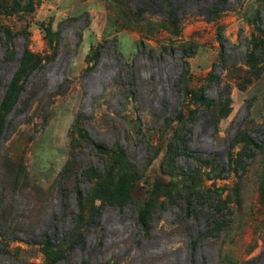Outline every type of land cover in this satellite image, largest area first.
<instances>
[{
    "label": "rangeland",
    "instance_id": "rangeland-1",
    "mask_svg": "<svg viewBox=\"0 0 264 264\" xmlns=\"http://www.w3.org/2000/svg\"><path fill=\"white\" fill-rule=\"evenodd\" d=\"M171 3L177 35L165 0H0V99L25 49L44 57L26 85L35 87L29 106L8 114L2 151L20 166L24 195L14 207L25 217H17V238L6 239L0 264H43L46 249L35 242L54 235L55 224L58 236H71L74 187L81 208L96 212L122 185L121 173L134 171L138 178L116 199L123 208L103 205L85 246L60 264H264V0ZM180 48L192 50L193 99L178 84ZM227 97V114L212 121L208 101ZM180 109L195 113L189 150L168 157L179 124L159 127ZM106 168L116 174L103 177ZM202 189L229 200L222 215L230 223L207 236L213 199L197 194L186 205ZM144 208L149 230L137 222Z\"/></svg>",
    "mask_w": 264,
    "mask_h": 264
},
{
    "label": "trees",
    "instance_id": "trees-1",
    "mask_svg": "<svg viewBox=\"0 0 264 264\" xmlns=\"http://www.w3.org/2000/svg\"><path fill=\"white\" fill-rule=\"evenodd\" d=\"M167 5L169 6V11L167 13V16L165 19L169 22L170 32L172 34H178L177 30L179 28V16L174 12L172 8L171 0H165ZM182 61L185 65V68L181 71L179 78H178V84L181 87V90H183L184 94L189 96L191 99H193L195 95V91L188 86L190 76L189 73V66L186 61V57L189 56L192 53V50H186L184 48H180ZM44 57H34L32 53H30L27 49H25L22 52L21 58H20V67L19 69L12 75V78L10 79L9 83L6 86L5 92L0 99V251L5 250V243L7 242L6 239L13 238L16 239L17 237H14L16 232H14L18 225L17 223V217L24 216L19 215L17 209L14 207V198L16 195H24L23 190L21 189V186L18 182V178H16L17 173L19 172L16 170V167L19 168V165H15L14 161L10 156L2 151V143L7 140L8 134L6 133L7 125H9L10 121L8 118V114L11 111L13 107H18V105L22 106L23 108H26L29 106L28 100L33 96L32 91L35 90V87L26 88V85L29 82V79L32 75V73L39 68L42 67V60ZM33 60V65L30 69V71L23 77L24 71L23 66L27 62ZM216 77V74L211 73L210 74V81H213ZM21 95L24 97L21 98ZM200 103L204 104L208 98L202 93V90L199 91V96L197 99ZM212 106V107H211ZM211 107L214 114H209L210 119L213 121L214 115L218 114L220 116H224L227 114L229 108H230V101L227 97L223 101L222 104H216V101L214 99H210L207 103L206 109ZM187 113H184L183 110H178L175 115L171 118L168 116H164L162 120V125L159 127L160 129L163 127H166L168 124H170L173 121L178 122V129L174 135L173 140H171L167 147L166 156H174L178 153H186L189 148L187 147V141L185 138L186 133L191 132L190 124L193 123L195 120V116L191 110L185 109ZM207 111V110H206ZM187 115V116H186ZM219 116V117H220ZM213 117V118H212ZM219 118H215V122H218ZM92 147L97 152L105 151V147L101 143H95L92 142ZM168 156V157H170ZM4 172L6 178H4ZM96 172V171H95ZM97 174V173H96ZM116 173L114 170H109L108 168L105 169L103 173V177L110 178L114 176ZM3 175V177H2ZM128 175V178L126 177ZM137 176V177H136ZM99 178H103L102 175H97ZM125 177L127 180H125ZM138 178V174L134 172L132 173H121L119 177L120 185L115 191L108 192L107 195H105V198L101 199L102 207L103 205H111L113 207H117L122 209L123 206L121 204H118L116 202V199L118 196L125 193V186L127 188H130L132 184L134 183V179ZM63 182L60 183V193L65 194V188L63 186ZM200 196V199H205L206 197H210L213 199V210L214 214L212 216V219L208 223L207 230L202 233V236H207L209 234H212L213 232L219 231V226H227L230 221L224 219V214L222 215L224 209H229L228 203L226 204L225 201L229 202L228 198L223 200L222 195L219 192H211L209 196L205 193V191L202 189L200 193L190 192L189 196L186 200V205L190 206L193 200H195L196 195ZM74 195L75 199L78 205V212L75 215V224L72 229L71 236L69 238H64L58 236L57 231V224L54 225V235H49L48 233H43L42 236L38 241H36V244L43 245L46 249V261L43 264H60L63 261H66L67 257L71 254V252L74 250V248H82L85 246V236H86V228L90 224H93L96 221V218L99 216V213L101 212L100 207L96 212L95 211H88L83 210V193L79 187H74ZM32 196V195H29ZM37 198V197H36ZM38 199V198H37ZM39 200V199H38ZM34 208H37L38 206H41L37 200L33 201ZM82 207V208H81ZM218 215H222V217H218ZM25 217V216H24ZM148 219H149V212L147 209H141L137 211V222L139 223V226L142 228H146V230H149L148 228ZM27 243L33 242V241H26ZM34 243V242H33ZM23 264H34L30 262L23 261ZM80 264H89L88 261H82ZM107 264V263H106Z\"/></svg>",
    "mask_w": 264,
    "mask_h": 264
}]
</instances>
